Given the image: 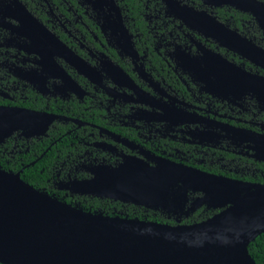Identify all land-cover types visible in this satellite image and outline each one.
Here are the masks:
<instances>
[{"label": "flooded vegetation", "instance_id": "flooded-vegetation-1", "mask_svg": "<svg viewBox=\"0 0 264 264\" xmlns=\"http://www.w3.org/2000/svg\"><path fill=\"white\" fill-rule=\"evenodd\" d=\"M0 163L84 211L171 226L226 210L215 182L264 187V0H0ZM108 174L157 179V199L75 188Z\"/></svg>", "mask_w": 264, "mask_h": 264}, {"label": "water", "instance_id": "water-1", "mask_svg": "<svg viewBox=\"0 0 264 264\" xmlns=\"http://www.w3.org/2000/svg\"><path fill=\"white\" fill-rule=\"evenodd\" d=\"M108 175L75 188L135 205L157 199L155 178ZM213 184L220 189L209 197L213 207H229L201 223L171 226L84 211L0 168V264H256L248 246L264 233V187L241 196V184Z\"/></svg>", "mask_w": 264, "mask_h": 264}, {"label": "trees", "instance_id": "trees-1", "mask_svg": "<svg viewBox=\"0 0 264 264\" xmlns=\"http://www.w3.org/2000/svg\"><path fill=\"white\" fill-rule=\"evenodd\" d=\"M0 168L2 170L8 171V170H14L13 167L0 163ZM18 169V168H17ZM27 172H25L23 175H21V179L31 185L33 188H37L38 186L35 184L37 182L39 185H41V182L39 179L34 177V174L31 172V169H27ZM248 251L252 259L255 261L256 264H264V234L257 237L250 245L248 246Z\"/></svg>", "mask_w": 264, "mask_h": 264}, {"label": "bare ground", "instance_id": "bare-ground-1", "mask_svg": "<svg viewBox=\"0 0 264 264\" xmlns=\"http://www.w3.org/2000/svg\"><path fill=\"white\" fill-rule=\"evenodd\" d=\"M204 189V188H203Z\"/></svg>", "mask_w": 264, "mask_h": 264}]
</instances>
